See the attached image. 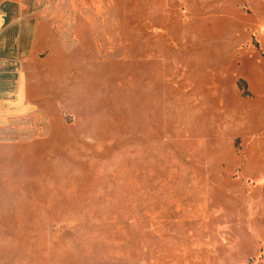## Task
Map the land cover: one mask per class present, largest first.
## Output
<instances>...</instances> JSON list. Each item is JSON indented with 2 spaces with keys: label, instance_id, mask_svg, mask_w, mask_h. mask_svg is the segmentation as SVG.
Returning <instances> with one entry per match:
<instances>
[{
  "label": "rangeland",
  "instance_id": "1",
  "mask_svg": "<svg viewBox=\"0 0 264 264\" xmlns=\"http://www.w3.org/2000/svg\"><path fill=\"white\" fill-rule=\"evenodd\" d=\"M3 7L57 47L0 55V264H264V0Z\"/></svg>",
  "mask_w": 264,
  "mask_h": 264
},
{
  "label": "crops",
  "instance_id": "2",
  "mask_svg": "<svg viewBox=\"0 0 264 264\" xmlns=\"http://www.w3.org/2000/svg\"><path fill=\"white\" fill-rule=\"evenodd\" d=\"M0 18V55L3 51L13 50L11 52L12 55L14 53L15 45H17V50L21 51V55L25 58V62L28 66L36 61H39L40 63L45 62L44 60L49 53L47 48L57 47V43L50 30H46L47 32L41 36L39 30L38 33L32 31L28 24H25L23 27H18L15 22L11 20V14H9L8 8H2ZM1 63H3V61H1ZM3 66L2 68L5 69L0 71V119L8 118L12 113H16L22 108L29 109L28 107L32 106V96H30V90L27 86V78L24 77L25 86L23 99L20 101L17 96L20 85L19 82L16 91L17 99L14 100L13 83L15 79V70ZM7 104H14L15 106L10 107Z\"/></svg>",
  "mask_w": 264,
  "mask_h": 264
},
{
  "label": "built area",
  "instance_id": "3",
  "mask_svg": "<svg viewBox=\"0 0 264 264\" xmlns=\"http://www.w3.org/2000/svg\"><path fill=\"white\" fill-rule=\"evenodd\" d=\"M17 61H18V60H17ZM17 61H16V62H17ZM19 64H20V63H19ZM16 68H17V69L20 68V70H21V68H22V67H21V64H20V65H16ZM17 69H16V70H17ZM17 71H18V70H17Z\"/></svg>",
  "mask_w": 264,
  "mask_h": 264
},
{
  "label": "bare ground",
  "instance_id": "4",
  "mask_svg": "<svg viewBox=\"0 0 264 264\" xmlns=\"http://www.w3.org/2000/svg\"><path fill=\"white\" fill-rule=\"evenodd\" d=\"M1 25V24H0Z\"/></svg>",
  "mask_w": 264,
  "mask_h": 264
}]
</instances>
